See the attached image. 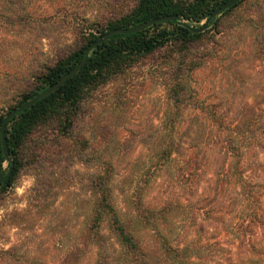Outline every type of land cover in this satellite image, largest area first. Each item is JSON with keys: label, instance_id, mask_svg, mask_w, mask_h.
<instances>
[{"label": "rangeland", "instance_id": "1", "mask_svg": "<svg viewBox=\"0 0 264 264\" xmlns=\"http://www.w3.org/2000/svg\"><path fill=\"white\" fill-rule=\"evenodd\" d=\"M17 2L15 7L0 0V14L11 18L6 24L0 17L1 114L17 106L37 68L68 56L85 33L102 30L135 0ZM249 5L223 17L196 46L217 58L194 76V96L199 107L224 118L235 117L257 93L264 100V64L253 55L256 31L249 25L254 13ZM25 14L33 15L32 26L14 17ZM177 52V46H168L91 93L78 110L70 139L52 130L56 124L38 132L25 154L26 160L39 156L43 165L27 162L13 187L0 194V264H125L107 223L101 227L103 247L85 238L97 199L93 183L110 164L113 203L154 264L161 261L163 237L188 248L183 264H264V258L251 261L238 247L239 213L223 220L230 211L205 208L214 198L228 127L218 128L209 112L188 102L176 111L168 83L181 64ZM172 139L183 156L164 159ZM39 140L44 150L33 152ZM139 204L150 211L169 210L154 220L151 216L150 224L145 214V221L139 216ZM168 264L176 263L170 259Z\"/></svg>", "mask_w": 264, "mask_h": 264}, {"label": "trees", "instance_id": "2", "mask_svg": "<svg viewBox=\"0 0 264 264\" xmlns=\"http://www.w3.org/2000/svg\"><path fill=\"white\" fill-rule=\"evenodd\" d=\"M8 5L18 6L17 0H5ZM231 0H135L134 5L118 17L106 22L100 30L85 33L81 45L68 54L58 59L52 65H43L37 68V73L29 78L26 88L19 95L17 106L10 108L6 114L0 113V176L7 167L4 181L0 186V194L13 187L16 179L25 165L31 163L34 167L42 166L43 160L39 156L26 160V150L42 129L52 127L58 136L70 139L71 131L75 127L78 110L83 101L101 86L108 84L117 76L123 75L128 69L164 50L168 46H177L180 54V63L173 82L169 84V94L172 105L177 112H181L183 105L190 104L191 108L209 112V121L218 128L226 129L227 139L223 141L224 161L217 175L216 186L212 192L214 198L209 201L208 212H228L223 220L230 218L233 213L241 215L235 230L241 249L251 261H262L264 258V100L257 93L253 103L245 102L241 111L235 117L224 118L217 111L208 107H199V101L191 82L194 76L202 71L212 58L217 54L209 51L199 53L198 44L204 41L211 31L212 26H220L223 17H232L246 4L254 9L249 25L256 31L253 40V55L264 64V0H242L238 5L228 9L221 16L215 18L210 29L204 33L192 32L184 24L194 29H200V24L207 21L210 16ZM177 16L179 22L160 23L143 31L133 34L113 36L109 41L98 46L90 55L86 66L62 88L37 102L33 107L18 114L11 119L6 127L8 156L13 160L14 166L11 175H8L12 165L7 162L4 154L1 125L3 119L13 109L20 107L27 101L42 93L79 65L84 59L85 51L99 37L118 29H131L165 16ZM2 16V17H1ZM0 14L1 21L9 23L11 18ZM14 16V15H13ZM17 22L25 24L35 23L31 14L25 18L15 15ZM88 34V35H86ZM174 56L170 57L173 61ZM179 114L173 118L176 122ZM164 149V159H171L175 154L182 158L179 147L173 139ZM44 141H36L33 152L44 150ZM85 142H81V145ZM208 161V159H207ZM196 163V160H193ZM112 164L107 166L105 176L98 177L93 183V192L97 196L91 223L85 231V238L93 244L103 247V223H107L108 230L117 240L119 253L125 264H154L144 243L133 233L129 224L123 219L121 213L113 203L111 187ZM209 197V195H207ZM143 203V202H142ZM143 207V209H142ZM169 209L150 211L139 204V216L147 223H152L156 217L165 215ZM145 214V219L144 215ZM152 216V220H151ZM225 233L224 231L221 233ZM226 237L225 235H220ZM162 255L159 264H168L172 259L176 264L186 262L187 247L172 245L163 237ZM100 263V261H99ZM156 264V263H155Z\"/></svg>", "mask_w": 264, "mask_h": 264}, {"label": "water", "instance_id": "3", "mask_svg": "<svg viewBox=\"0 0 264 264\" xmlns=\"http://www.w3.org/2000/svg\"><path fill=\"white\" fill-rule=\"evenodd\" d=\"M241 1L242 0H231L230 2L226 3L225 5H223L220 9L215 11L210 16V18L202 25V27L200 29H194L193 27H190L188 24H184V25L186 27H188L194 33H197V34L204 33L209 28L211 22L215 18L221 16L228 9L238 5ZM167 22H174V23L175 22H179V17L172 16V15L165 16V17L154 19V20H152L150 22H147V23H145L143 25H140L138 27H135V28L118 29V30L109 32V33H107L106 35H104L102 37H99L95 42H93L87 48V50L85 51L84 59L79 63V65L77 67H75L72 71H70L65 77H63L57 83H55L54 85H52L51 87H49L48 89L43 91L42 93L37 94L34 98H32L31 100L27 101L26 103H24L20 107H17L15 109H13L10 113H8V115L3 119L2 125H1V139H2V144H3L4 154L6 156L7 162L12 165V168L9 170L8 175H11V173L13 171V166H14L13 160L8 156L7 139H6V127H7V124L9 123V121L11 119L16 117L18 114L26 111L27 109L33 107L40 100L44 99L45 97L53 94L54 92H56L57 90L62 88L68 81H70L74 76H76L86 66L92 51L94 49H96L98 46H100V45L104 44L105 42L109 41L113 36L121 35V34L137 33V32L143 31V30H145V29H147V28H149L151 26H154V25H157V24H160V23H167ZM6 172H7V167L5 168L4 173L0 176V186H1L2 182L5 179Z\"/></svg>", "mask_w": 264, "mask_h": 264}]
</instances>
